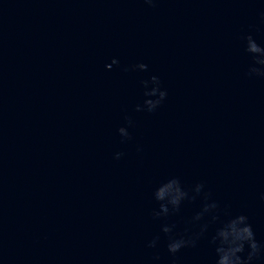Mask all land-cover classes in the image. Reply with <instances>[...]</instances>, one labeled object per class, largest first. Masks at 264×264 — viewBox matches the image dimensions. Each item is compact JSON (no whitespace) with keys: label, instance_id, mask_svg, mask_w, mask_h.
I'll use <instances>...</instances> for the list:
<instances>
[{"label":"water","instance_id":"water-1","mask_svg":"<svg viewBox=\"0 0 264 264\" xmlns=\"http://www.w3.org/2000/svg\"><path fill=\"white\" fill-rule=\"evenodd\" d=\"M249 36L264 49V0H0V264H216L240 215L264 264Z\"/></svg>","mask_w":264,"mask_h":264},{"label":"clouds","instance_id":"clouds-1","mask_svg":"<svg viewBox=\"0 0 264 264\" xmlns=\"http://www.w3.org/2000/svg\"><path fill=\"white\" fill-rule=\"evenodd\" d=\"M146 3L151 4L152 0H145ZM248 47L247 51L252 54H259V56L264 57V49H262L251 36L247 37ZM256 63L264 64V59L257 58L255 60ZM113 64H117V60H113ZM112 65H107L108 68H111ZM138 67L142 70L147 68V65L140 64ZM152 80L157 85L159 81L157 77H152ZM157 88H153L148 95H155L157 92ZM160 99H164L166 96V92L161 91L159 93ZM149 110H152L156 107V105L160 101H146ZM139 110V109H138ZM122 135H127L124 128L119 129ZM203 185H197L196 191L199 192ZM167 194V195H166ZM157 200L164 201L167 200L174 208L178 207L181 200L187 196V193L181 190L179 181L176 179H172L167 183L163 184L155 193ZM216 207L215 204L210 206H206L205 211H208L210 208L214 209ZM162 211L164 213L168 212V208L166 205H161ZM199 218V217H197ZM165 232H169V228L164 229ZM219 240V245L216 247L217 260L216 264H249V262L253 259V256L258 252V245L254 237V233L252 231L251 225L247 223V217L244 215H240L235 219L230 220L225 224L223 228L218 230L216 237L213 238L215 240ZM187 242L184 239H173L169 245L168 249L171 253L178 252L183 246H185ZM247 243L251 251L248 253L247 258H243L240 253L244 252V245Z\"/></svg>","mask_w":264,"mask_h":264}]
</instances>
